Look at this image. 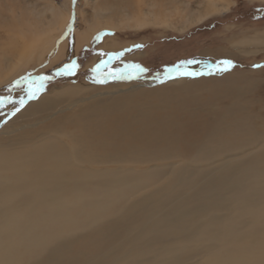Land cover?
<instances>
[{
	"label": "bare ground",
	"instance_id": "bare-ground-1",
	"mask_svg": "<svg viewBox=\"0 0 264 264\" xmlns=\"http://www.w3.org/2000/svg\"><path fill=\"white\" fill-rule=\"evenodd\" d=\"M146 10L139 6L132 14L113 13L116 18L102 25L89 24L81 31L74 27L52 63L87 44L97 28L120 29L123 18L135 27L155 23L151 18L160 12ZM207 12L193 14L190 22L199 23ZM65 16L56 13L55 21L39 30L27 28L21 40L11 41L14 62L4 67L6 59L0 56V83L19 73L36 49L44 54L52 47L65 31ZM113 40L105 39L95 59L118 47ZM89 86L78 84L58 92L59 100L47 95L28 105L18 118L27 117L22 127L32 129L14 130L0 140V264H264V139L255 152L244 154L251 152L244 147L258 138L252 117L241 111V117L218 122L195 137L189 127L166 117L167 111L154 112L166 108L159 102L143 107L118 97L72 112ZM142 92L126 97L134 101L149 93ZM60 93L67 95L64 100ZM179 100L165 103L179 114L193 104ZM147 117L181 125L183 138L158 134L153 157V148L137 143L146 136L154 142ZM181 154L192 155L184 159ZM146 158L152 164L176 163L160 182L136 178L131 169L101 176L89 167L102 160L138 163L148 162ZM115 227L129 232L125 245L112 242L119 237ZM95 240L109 243L102 245L107 251L98 258L81 248Z\"/></svg>",
	"mask_w": 264,
	"mask_h": 264
},
{
	"label": "rangeland",
	"instance_id": "rangeland-1",
	"mask_svg": "<svg viewBox=\"0 0 264 264\" xmlns=\"http://www.w3.org/2000/svg\"><path fill=\"white\" fill-rule=\"evenodd\" d=\"M139 6L151 12H160L157 17L151 15L155 23L135 27L132 20L123 18L122 29L97 28L87 44L60 63H52L58 46L74 27L81 31L89 24L102 25L116 18L112 16L113 13L121 16L132 14ZM206 10L209 17L204 15L199 23L190 22L193 14ZM59 12L66 15L68 21L65 31L56 37L52 47L44 54L40 48L36 49L34 57L26 62L19 73L0 83V140L32 127H22L27 117H23V120L18 118L28 105L47 95L59 100L58 92L85 83L91 85L86 93L83 92L86 98L78 102L79 105H75L72 112L101 99L106 103L125 97L128 102L131 101L128 105L136 103L143 107L159 102L160 107L165 105L166 108L154 112L166 114L164 111H167L166 117L172 116L171 119H175L172 121L183 123L195 137H201L218 122H231L234 116L241 117L239 112L244 111L255 122L253 130L258 135V138L253 137V144L244 147L251 152L244 154L255 152L254 149L261 144L264 139V0H214L211 3L209 0H0V56L6 59L4 67L14 62L11 60L13 54H10L11 46H14L11 43L21 40V32L43 28L55 21L53 18ZM106 38L114 39L112 42L118 47L95 59ZM73 58L77 59L73 67L63 70V73H49L65 63L69 64ZM165 79L168 81L164 82ZM177 79H180L177 83L172 82ZM152 81L155 83L143 84ZM185 84L190 89L180 93L178 89L185 87ZM136 85L139 87L132 88ZM142 91L149 93L142 95L143 98L139 95L140 100L132 101V95L131 100L126 97ZM60 94L62 100L67 96ZM91 94V97H87ZM172 98V102L183 101L181 99L184 98L193 104L189 107L185 104L188 109L179 114L178 110L174 111L173 107L176 106L165 103ZM180 115H184L185 119H177ZM162 117L159 121L151 117L145 120L151 126L154 142L149 141L151 139L147 136L146 140L140 138L137 142L139 146L145 144L153 148V157L157 147L152 144H155L158 134L161 137L169 134L180 138L184 134L181 125L171 124L168 118L163 120ZM161 127L166 128L167 132H163ZM202 129L206 131L200 133ZM145 134L151 135L148 131ZM63 140L68 143L66 139ZM162 144H165L164 141ZM191 155L181 154L184 159ZM146 159L148 162L143 160L138 163L102 160V164L89 167L92 171H100L101 176L106 171L112 175L114 173L111 171L131 169L134 172L131 175L136 178L160 182L176 163L172 160L169 164L159 161L152 164ZM200 173L196 169L198 176ZM115 228L119 237L112 242L117 244L124 241L125 245L124 236L129 232ZM102 245L109 247L108 242L97 243L95 240L81 248L90 249L98 258L105 255L102 250L107 251Z\"/></svg>",
	"mask_w": 264,
	"mask_h": 264
},
{
	"label": "trees",
	"instance_id": "trees-1",
	"mask_svg": "<svg viewBox=\"0 0 264 264\" xmlns=\"http://www.w3.org/2000/svg\"><path fill=\"white\" fill-rule=\"evenodd\" d=\"M84 48V47H83ZM85 49V48H84ZM75 60H77L76 58H73L69 64L65 63L61 68L59 69H56L54 71H50L49 73H59L61 71V73H63V70L67 69V68H70V67H73L74 63H75Z\"/></svg>",
	"mask_w": 264,
	"mask_h": 264
}]
</instances>
